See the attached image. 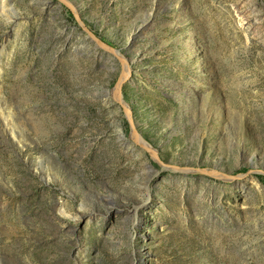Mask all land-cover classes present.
<instances>
[{"label":"rangeland","instance_id":"obj_1","mask_svg":"<svg viewBox=\"0 0 264 264\" xmlns=\"http://www.w3.org/2000/svg\"><path fill=\"white\" fill-rule=\"evenodd\" d=\"M0 264H264V0H0Z\"/></svg>","mask_w":264,"mask_h":264},{"label":"bare ground","instance_id":"obj_2","mask_svg":"<svg viewBox=\"0 0 264 264\" xmlns=\"http://www.w3.org/2000/svg\"><path fill=\"white\" fill-rule=\"evenodd\" d=\"M136 138H137V141L141 144V146L150 148L141 138H139V137H136ZM151 152H153V151L151 150ZM151 154L153 155V153H151Z\"/></svg>","mask_w":264,"mask_h":264},{"label":"water","instance_id":"obj_3","mask_svg":"<svg viewBox=\"0 0 264 264\" xmlns=\"http://www.w3.org/2000/svg\"><path fill=\"white\" fill-rule=\"evenodd\" d=\"M120 84V81H118L117 82V84L116 85H119ZM121 102V101H120ZM126 108H128V106L125 104V103H123V102H121ZM143 149H145V150H147V151H151V149L150 148H147V147H142Z\"/></svg>","mask_w":264,"mask_h":264}]
</instances>
